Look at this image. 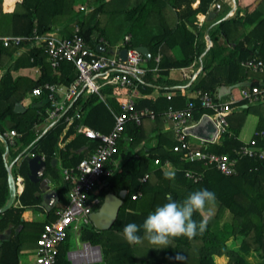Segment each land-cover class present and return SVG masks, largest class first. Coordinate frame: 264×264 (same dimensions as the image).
<instances>
[{"label":"trees","instance_id":"1","mask_svg":"<svg viewBox=\"0 0 264 264\" xmlns=\"http://www.w3.org/2000/svg\"><path fill=\"white\" fill-rule=\"evenodd\" d=\"M75 1L0 0V36H28L35 31L39 35L57 32L71 37L78 27L87 45L96 50L99 38L114 45L119 37L123 39L124 35L130 34L131 46H146L150 52L148 70L136 79L142 96L158 85L159 78L154 74L166 75L172 68L187 67L199 54L196 46L198 28L194 20L198 15L205 16L215 0H86L90 8L87 12L77 11ZM235 2L243 13L236 11L233 17L219 21L210 30L212 44L203 60L201 75L188 85L192 91L205 90L213 95L220 86H262L264 75L244 68L242 62L250 58L264 61V0ZM220 36L225 38V45L219 42ZM20 47H24V51L14 57ZM174 48L179 50V56L172 53ZM23 68L36 69L37 75L16 74ZM0 69V134L9 129L21 134L16 140V150L9 146L8 157L0 141V208L9 196L7 166L12 164L13 176L23 178V189L15 197L19 205H11L0 212V232L9 225L13 229L20 227L17 235L12 233L8 240L1 242L0 264H19L21 250L26 244L36 245L43 224L54 220L59 209L54 207L48 211L42 221L21 219L24 210L37 208L41 203L39 181L33 182L28 177L29 154H44L46 167L41 178L50 175L59 179L58 164L53 161L59 160L60 167L74 165L98 145L97 140L76 133L75 124L81 122L100 132H110L123 99H118L115 92L121 87L106 86L99 94H80L67 111L71 112L74 105L80 107V119L69 124L62 116L44 133H36L34 124L44 119L48 103L45 96L29 97V93L45 83L70 84L77 76L74 65L62 61L52 68L42 44L31 45L25 41L20 46L5 47L0 42ZM184 88L183 85L164 86L160 91ZM26 98L29 102L24 104ZM189 99L199 106L196 99L187 98L180 92L169 99L162 95L156 99L139 97L136 100V108L147 107L154 116L143 117L140 124L127 120L123 126L113 155L120 163L116 169L107 164L113 168V173L102 178L104 183L97 193L99 204L94 209L99 208L106 193L118 194L126 190V195L109 229L98 230L91 223L79 230L76 239L100 247L101 260L89 264H216L215 257L220 256L227 258L225 264H251L244 257L250 252H258L264 260V158L238 157L236 174L225 176L200 161H186L181 152L173 151L175 139L170 123L166 125L168 129L155 133L163 129L168 107L182 108ZM18 102L23 104L24 111L14 110ZM262 104L264 101L250 104L245 99L232 102L233 109L227 116L228 131L206 149L234 157L236 149L255 137L256 131L264 129ZM204 111L198 107L195 119ZM250 116L255 117L252 132L248 130ZM257 140L258 145L264 147V140L259 137ZM59 142L63 145L59 146ZM80 149L79 154H72ZM155 159L160 163L154 164ZM166 159L176 173L174 181L164 177L166 171L162 163ZM189 170L203 172L202 179L196 183L187 179L185 172ZM145 174H148L147 179L141 181ZM69 187L64 182L61 190L68 193ZM200 189L213 191L217 198L202 235L191 240L175 238L166 248L152 245L144 238L142 227L138 235L143 238V243L129 244L124 239L123 228L128 223L142 226L158 206L169 201L182 202ZM138 192L139 197L133 199L132 195ZM67 203L68 198L62 207ZM226 212L228 219L221 222ZM193 219L199 224L203 217L194 213ZM74 239L68 233L57 247L55 264H71L66 253ZM233 244L237 246L234 248Z\"/></svg>","mask_w":264,"mask_h":264},{"label":"built area","instance_id":"2","mask_svg":"<svg viewBox=\"0 0 264 264\" xmlns=\"http://www.w3.org/2000/svg\"><path fill=\"white\" fill-rule=\"evenodd\" d=\"M75 31L76 33L71 37L58 35L56 32L39 35L35 31L28 36H0V42L5 47L20 46L25 41L31 45L42 44L52 68L58 67L62 61H69L77 71V76L68 85L45 83L34 87L29 93V97L45 96L48 103L44 109V119L34 124L36 133H44L62 116L69 124L80 119L81 109L76 105L72 107L71 112L67 113L80 94H99L100 89L106 86L121 87L129 91V95L120 104V112L114 116L115 121L110 132H100L81 122L75 124L76 133L97 140L98 145L87 157L74 165L61 167L62 179L70 186L67 193L68 203L56 211L54 220L43 224L36 242L34 264H55L57 247L64 241L67 234L72 231L77 237L82 226L92 223L90 215L99 204L97 193L104 183L102 178L113 173V168L107 167V164L112 166L115 164L113 155L125 122L131 120L135 124H140L143 117L154 116L147 107L136 108V100L141 97L136 79L142 77L148 67L147 58L143 53L130 45V34L124 35L114 53L109 54L106 53V47L109 45L107 40L99 38L98 46L102 45L104 48L102 51L95 50L87 45L83 36L79 34L78 27ZM122 50L126 51L124 58L120 55ZM159 57L158 55L155 60L158 61ZM242 66L264 75V61L260 59H246L242 62ZM184 75L192 80L196 78L193 72L190 75L186 73ZM261 85L242 88L240 99H245L250 104L264 101L263 80ZM167 97L170 98L171 95ZM192 98L196 99L199 106L193 99H189L184 107L169 106L164 113L175 139L173 151L181 152L182 159L200 161L205 167L215 168L223 175L231 176L237 172L238 157L264 158V147L258 145L257 140V137L264 140V129L256 131L255 137L236 149L234 157L207 150L209 144L217 143L228 131L227 116L232 111V102L219 101L205 90L194 91ZM198 107L205 111L195 119L194 113ZM205 120L211 121L214 131L200 135L195 129ZM20 135L15 129H9L0 134V140H5L8 146H15ZM29 155L35 156L33 153ZM39 157L45 161L44 154ZM159 163L158 159L154 160V164ZM169 164L170 161L166 159L162 167ZM147 177L148 174H145L140 180L144 181ZM185 177L196 183L202 179L203 172L189 170L185 172ZM22 182L23 178L17 176L16 192L20 191ZM139 195L138 192L132 195V198L135 199ZM100 253L99 247L89 242H81L80 247L68 250L66 257L72 264H81L84 260L88 262L100 260Z\"/></svg>","mask_w":264,"mask_h":264},{"label":"crops","instance_id":"3","mask_svg":"<svg viewBox=\"0 0 264 264\" xmlns=\"http://www.w3.org/2000/svg\"><path fill=\"white\" fill-rule=\"evenodd\" d=\"M239 9H241V10H239ZM236 11H238L239 14L243 13V9L239 5L236 4L235 0H221L219 2H217V0H215L211 4V6H210V8H209V10L205 16L198 15L195 18L194 23L196 24V26L198 28V33L196 36V46H197V49L199 51V54L194 58V60L187 67L172 68L168 71V73L166 75L154 74V77L159 78V81L157 82L158 85L155 86V89L152 92H150L149 94H143L141 97L142 98L156 99L159 96H162V95L167 96L169 94L171 95V97H175V96H177V94L179 92L184 94L187 98L192 97L194 95V91H192L188 87V85L193 80L189 79L187 76H185L184 73H186V75L187 74L190 75V73L193 72V73H195L196 77L197 76L199 77L201 75V68H202L203 60L207 56L208 49L212 44L210 37H209L210 30L213 29L219 21L224 20L228 17H233L235 15ZM221 12H223V15H221ZM224 13H226V14H224ZM208 17H210V18H208ZM247 29H248V27H247ZM219 42L222 43L223 45H225V38L223 36H220ZM23 51H24V47L18 48L14 54V57L19 56ZM172 53L175 56H179V50L177 48H174L172 50ZM20 70H22V69H20ZM33 70L35 73L37 72L36 69H33ZM152 71H155V69H153ZM1 74H2V70L0 69V76H1ZM181 85H183V87H186V88L181 89V91H178L176 89L164 91V92L160 91L161 88L164 86L171 88L174 86H181ZM241 89H242V87L220 86L213 93V95L219 101L234 102V101L240 100ZM115 92L117 94V95L116 94L115 95L118 97V99L124 100L125 97L127 95H129V91L127 89H123V88H119V89L115 90ZM167 99H169V98L167 97ZM28 102H29V99L26 98L24 103L27 104ZM168 124H169V122L164 117L163 129L158 130L155 133H161L164 130L168 129L166 127V125H168ZM200 127H202V126H200ZM104 133H107V132H104ZM205 134L206 133L204 132V130L202 128V133L200 135H205ZM0 141L3 143L2 140H0ZM62 145H63V143L59 142V146H62ZM15 147L17 148L18 146H14L12 150H16ZM4 154H5V156L8 157V153L7 154L4 153ZM55 163H57L59 165V160L56 159V161L53 164H55ZM119 163H120L119 159L115 160V164H114L113 168H115V169L118 168ZM9 165H11V167H12V164H9ZM58 165H57V168H58ZM163 169L165 171H173V168L171 167V163L169 165L164 166ZM44 172H45V169L43 171V174H44ZM42 175L39 178V195L41 196V203L37 206V208L26 209L22 212L21 219L24 221H35V220L42 221V220H45L46 216L48 214V211L52 210L56 206L57 201H59V190H61V189L63 190V188H64V181H63L62 177L60 179H54L50 175H48V176L41 178ZM19 177H21V176H19ZM14 178L16 180L17 176L16 177L14 176ZM22 189H23V182L19 188L20 191L16 192V195L21 193ZM48 191H55L58 194V199L54 202L53 206L49 209L47 207H45L42 203V195ZM12 205H15V206L19 205V201L14 200V203ZM40 216L43 217L42 220L39 219ZM16 228L13 229L12 226L9 225L3 231H1L0 232V244L2 241L8 240L11 237L12 233L17 235L20 231V228H19L17 233L15 232ZM33 247H36V245L33 244ZM24 251L21 250V252L19 254V264H34L33 260H29V261L23 260V256H24L23 253H25Z\"/></svg>","mask_w":264,"mask_h":264},{"label":"clouds","instance_id":"4","mask_svg":"<svg viewBox=\"0 0 264 264\" xmlns=\"http://www.w3.org/2000/svg\"><path fill=\"white\" fill-rule=\"evenodd\" d=\"M175 176V171L164 173L165 179L168 180L174 181ZM216 202L217 198L213 191L208 189L194 191L182 202L169 201L155 208L142 226L128 223L123 228V237L129 244L143 243V238L138 235L142 227L144 238L161 248H166L175 238L186 237L191 240L206 231ZM194 213H199L203 217L199 224L193 219Z\"/></svg>","mask_w":264,"mask_h":264},{"label":"water","instance_id":"5","mask_svg":"<svg viewBox=\"0 0 264 264\" xmlns=\"http://www.w3.org/2000/svg\"><path fill=\"white\" fill-rule=\"evenodd\" d=\"M210 18V17H208ZM103 46L99 45L97 49L99 51L103 50ZM136 48L143 53V55L149 59L150 58V52L149 49L146 46H136ZM125 50H122L120 52V55L124 58L125 57ZM24 106L22 103L18 102L15 104L14 110L15 111H24ZM205 133L213 132L214 126L209 120H205L201 123V125ZM5 147V153L7 154L9 151V146L6 143L5 140H2ZM81 152L80 150L72 151V154L76 153L79 154ZM55 161H53L54 163ZM45 161H43L39 155H35L31 157L28 160V167H29V174L28 177L33 182H38L40 176L43 174V171L45 169ZM8 171V189H9V196L7 199V202L3 207L0 208V212H4L7 210L13 203L16 197V185H15V178L13 174L11 173V165L7 166ZM126 195V190L119 191L118 194L114 193H106L104 196V199L99 206L97 210L92 212L90 215L92 225L95 227V229L98 230H107L111 227L113 222L115 221L118 210L122 204L123 198ZM58 199V194L55 191H48L42 195V203L45 207L48 209L51 208L54 204V202ZM20 227H17L15 229V232L17 233ZM99 247V246H97ZM100 248V247H99Z\"/></svg>","mask_w":264,"mask_h":264},{"label":"rangeland","instance_id":"6","mask_svg":"<svg viewBox=\"0 0 264 264\" xmlns=\"http://www.w3.org/2000/svg\"><path fill=\"white\" fill-rule=\"evenodd\" d=\"M221 0H217V2H219ZM75 9L79 12H87L90 10L89 7H87L86 5V0H76L75 1ZM226 14V13H224ZM221 15H223V12H221ZM228 15V14H227ZM59 35V33H58ZM122 37H119L117 39V42L114 44V45H108V47H106V53H109V54H113L115 49L117 48V46L120 45V43L122 42ZM16 74L18 75H25V76H28V77H35L37 74L34 72V70L32 68H24L22 70H19L16 72ZM25 104V103H24ZM262 106V116H264V104L261 105ZM250 119L248 120L249 121V126H248V130L252 132V126L251 124L253 122H255V117L254 116H250L249 117ZM196 132L201 134L202 133V127H198L196 129ZM18 146V145H16ZM16 148V147H15ZM59 168V169H58ZM58 168H57V171H58V174L60 175L59 176V179L62 177L61 175V172H60V165H58ZM67 193L66 191H62L61 190V197H60V200L57 201L56 203V206H55V209H60V208H63L62 205H63V202L65 199H67ZM40 220L43 219L42 216L39 217ZM228 219V213L226 212L223 216V218L221 219V222H224ZM72 236L75 237L74 239V243H73V246L71 247V250L72 249H76L77 247H80L81 246V241H79V239H76L77 237L73 234L72 231L69 232ZM237 245L236 244H233L232 247H236ZM25 253H23V260H33L35 261V258H36V247H33L32 244H26L25 247L22 249ZM244 257L245 259L250 262L251 264H262L264 263V260L260 257V254L258 252H250V253H247V254H244ZM101 260V253H100V258ZM100 260H97L95 262H99ZM215 261H216V264H225L226 261H227V258L225 256H221V257H215ZM95 262H88V260H84L81 264H89V263H95ZM72 264V263H71Z\"/></svg>","mask_w":264,"mask_h":264}]
</instances>
